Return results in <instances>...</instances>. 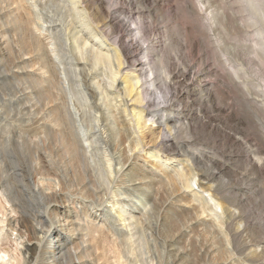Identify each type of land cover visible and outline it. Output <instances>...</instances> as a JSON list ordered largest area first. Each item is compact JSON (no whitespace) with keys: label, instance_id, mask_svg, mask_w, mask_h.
Here are the masks:
<instances>
[{"label":"rangeland","instance_id":"374dc122","mask_svg":"<svg viewBox=\"0 0 264 264\" xmlns=\"http://www.w3.org/2000/svg\"><path fill=\"white\" fill-rule=\"evenodd\" d=\"M77 1L79 14L69 0H0V264H264V0ZM74 32L122 57L115 88L95 95L92 110L112 129V150L119 127L124 162L113 188L121 193H107L103 166L92 180L73 167L65 196L46 205L26 194L36 155H69L62 68L78 101L77 68L102 87L118 68L92 60L76 68ZM136 77L139 96L130 98L124 87ZM52 168L45 188L58 187ZM91 185H103L101 198ZM116 204L124 214L135 206L137 222L114 225L106 213Z\"/></svg>","mask_w":264,"mask_h":264},{"label":"bare ground","instance_id":"6f19581e","mask_svg":"<svg viewBox=\"0 0 264 264\" xmlns=\"http://www.w3.org/2000/svg\"><path fill=\"white\" fill-rule=\"evenodd\" d=\"M69 1H71L72 2V4H73V10L72 11H75L76 13H82L81 12V10H78L77 9V7H76V4H79V2L77 1V0H69ZM70 2V3H71ZM36 3H37V1H36ZM34 6V5H33ZM74 12V13H75ZM34 15H36V14H34ZM82 16V15H81ZM36 18H37V20H41L42 18H41V16L39 15V14H37L36 16H35ZM85 18V17H84ZM83 18V19H84ZM82 19V18H81ZM34 23V22H33ZM35 25L33 26L36 30H38V29H40V28H42L43 30H47L46 28H45V26H42V27H39L38 26V22L35 20V23H34ZM86 28H88V29H90V34H92L93 33V28H92V26L90 25V22L89 21H87L86 22ZM41 31V30H40ZM75 31V30H74ZM36 32V31H35ZM74 33H76V32H74ZM78 35V32L76 33V34H73V36H72V39H73V41H74V43H76L77 44V50H78V52H79V55H80V57L79 58H77V59H75L77 62L76 63H73V65H75L76 66V68H77V66H79V64L81 63V61H83V60H86V61H89V60H92L95 64L97 63H100L101 61H108V62H112V64L111 65H113V63L114 62H116V64H117V66H118V68H117V70L116 69H112V75H111V77H110V79L108 78V81H107V86H105V87H102V85L100 84V82H96L95 84L96 85H94L93 83H89V78H91L90 77V73H88V74H82V71H81V68L79 67V68H77L76 70H75V73H76V79H74L75 80V82L78 84V86H79V88H80V90H81V94H82V97H83V100L82 101H78V99H76L75 97H74V95L73 94H75V93H73L74 92V90H73V81H72V79H70V77H68V76H70V75H68L67 76V74H68V70H67V68L64 66L63 68H62V73H63V75H64V81L62 80V83H61V86H62V88H61V90H62V93H63V91H64V94L65 95H67V96H65L67 99H66V101L64 100L63 102L62 101H59L58 103V105L59 106H61V108H62V106H64V109H65V115L63 114L62 115V125H64L65 127H66V131L64 132V133H62L60 136H61V144H63V148H64V152L65 153H67V154H69V155H62V158L61 159H58V160H54V162H53V160H52V162H47V161H42L43 159V157L42 158H40V156L39 155H36L35 156V158H34V162H35V165H36V168L34 169V170H32L33 172H32V180L33 181H30L31 183V186H29V188H31L30 189V192L29 193H27L26 195L30 198V199H32V198H37V199H40V200H42V201H44V203L47 205V203L49 202V201H53L54 199H58V198H61L62 196L64 197L65 195H62L63 193H65L66 191H68L69 190V187H70V184H69V182L70 181H68V179H69V177H70V170H73L74 168L73 167H75V171H76V169L77 170H79V171H81L82 172V174H84L85 175V177L86 178H88L89 180H92V179H94L93 177L95 176V175H93L92 173H94V172H92L93 170H96V168H99V167H104L105 168V170H104V172H105V174H106V176L105 177H107L106 178V183H107V186L105 187V188H108V190H110V192H108L107 191V189H105V192L107 191V193L109 194V193H111L112 191L115 193L114 195H119L120 193H121V189H114L113 188V185H114V183H115V173H116V169H118L117 167H120L121 168V166H122V164H123V162H122V157H121V152H122V150H123V148L122 147H124V146H120V145H118V144H121V143H119V140H121V138L119 139V137H118V135H119V130L117 129V128H119L118 126H117V128H116V121L114 120V121H112V126L114 127V128H116V129H114V130H116V132H118L117 134H115L114 136H115V148L112 150L109 146V144H110V141L108 142V140L110 139V129L111 128H108L107 127V125H102V124H100L101 122H102V118L101 117H98V116H96L95 115V113L93 114V112H92V110L94 111V109H95V107L96 106H98V104H96L94 101H93V99H94V96L95 95H103V94H105V93H108V90L110 89H112V88H115V86H116V83H117V75H119L118 73L120 72V69H121V66H122V61H121V55H120V53H118V51L115 49V51H113L114 52V54L112 55L111 53H110V51H109V48L107 47L106 49H105V44L106 43H103V41H101L100 40V38L99 37H96V39H99V42L97 41L96 42V45H94V44H90V42H89V39L87 38V37H85V38H83V40H81V37L80 36H77ZM71 45V44H70ZM51 46L52 47H50V51L51 52H56V50H57V46H56V44L55 43H52L51 44ZM68 46H69V44H68ZM73 46H75V44L73 45ZM71 47V48H74V47ZM138 50V49H137ZM136 51V50H135ZM138 52H140V51H138ZM136 54V53H135ZM138 54V53H137ZM114 61V62H113ZM141 62H142V60H140ZM116 64H115V66H116ZM86 65V64H85ZM62 66V65H61ZM114 66V65H113ZM114 66V67H115ZM116 68V67H115ZM60 70V69H59ZM90 72V71H89ZM62 73H61V75H62ZM141 74V73H140ZM74 76H75V74H74ZM141 76V75H140ZM126 77V76H125ZM139 77V76H138ZM136 79H137V77H136ZM128 80H129V78H128ZM127 80V81H128ZM103 81H104V79L102 80V83H103ZM135 81V84H133V82ZM134 81H130V83H126L125 84V93H127L128 94V96L131 98V97H133L134 95H136V94H138V96H139V93H138V85H139V79H137V80H134ZM60 84V83H59ZM96 86V87H95ZM57 88V87H56ZM59 92V91H58ZM61 93V94H62ZM107 95V94H106ZM105 95V96H106ZM109 95V94H108ZM57 97H58V95H56ZM104 96V95H103ZM137 96V95H136ZM137 96V97H138ZM64 97V98H65ZM80 97V96H79ZM60 98V97H59ZM62 98V97H61ZM63 98V99H64ZM56 100H57V98H56ZM59 100V99H58ZM134 100H136V98L134 99ZM137 100H139V98H137ZM98 101V100H97ZM100 101V100H99ZM101 101H102V98H101ZM130 101H132V100H130ZM136 102V101H135ZM106 105V104H105ZM99 106H100V104H99ZM102 107V106H101ZM60 108V109H61ZM63 109V110H64ZM96 109H97V107H96ZM42 112V111H41ZM40 112V113H41ZM61 112V111H60ZM88 114H90V116H91V118H92V121L90 120V117L88 118ZM137 114H139V113H137ZM60 116L58 115V118H59ZM137 117H138V121L137 122H139V120H140V117H139V115H137ZM52 119V118H51ZM90 120V121H89ZM57 124V123H56ZM139 124V123H138ZM58 125V124H57ZM49 126V125H48ZM64 128V127H63ZM47 130H49V129H47ZM112 130V129H111ZM121 130V129H120ZM46 132V131H45ZM113 132V131H112ZM133 132V131H132ZM114 133H115V131H114ZM113 134V133H112ZM126 134H128V135H126L127 137H128V140L130 141V143L132 142V140H135V139H133L132 137H131V132H129L128 133V131H127V133ZM125 136V137H126ZM58 137V136H57ZM124 137V136H123ZM42 138V137H41ZM47 139V138H46ZM54 139V138H53ZM60 139V138H59ZM59 139H58V141H59ZM40 141V140H39ZM42 141V140H41ZM57 141V142H58ZM122 141V140H121ZM120 141V142H121ZM112 142V141H111ZM126 142H128L127 140H126ZM126 142H124V143H126ZM134 142V141H133ZM137 142H139V141H137ZM44 143H45V141H44ZM109 143V144H108ZM135 143H136V141H135ZM40 144V143H39ZM139 144V143H138ZM104 145V146H103ZM113 145V144H112ZM124 145H126V144H124ZM43 146V145H42ZM120 146V147H119ZM40 147V146H39ZM54 148V147H53ZM126 148V147H125ZM42 149H44V147L42 148ZM127 150V149H126ZM48 151H50V149L48 150ZM47 151V152H48ZM51 151H52V149H51ZM43 152V151H42ZM63 152V151H62ZM63 152V153H64ZM78 152H81V153H85V154H87V155H81V154H78V155H75V153H78ZM49 153V152H48ZM51 153V152H50ZM73 154L74 153V155H70V154ZM97 153H100V154H102V155H97ZM121 154V155H120ZM45 155H46V151H45ZM50 156H53L52 154L50 155ZM49 156V157H50ZM48 157V158H49ZM61 157V156H60ZM130 157V156H129ZM48 158H47V160H48ZM59 158V157H58ZM42 159V160H41ZM1 160V159H0ZM51 161V160H50ZM27 163V162H26ZM46 163H47V165H46ZM32 164V163H31ZM54 164V169H55V173H54V176H52V177H54V179H56V181H57V183H56V181L54 180L53 181V183L55 182V184H57L58 185V187H56L55 185V187L56 188H45V186H44V184H43V182H41L42 181V179L44 180V178H45V176H50V170H52L53 168H52V165ZM3 165V164H2ZM2 165H0V166H2ZM124 165H125V163H124ZM9 166V165H8ZM32 166V165H31ZM72 166V167H71ZM28 168V167H27ZM52 168V169H51ZM73 168V169H72ZM70 169V170H69ZM101 171V170H100ZM100 171H98V172H100ZM92 172V173H91ZM97 172V173H98ZM119 172V171H118ZM30 173H31V171H30ZM73 175V178H74V174H75V172L74 171H72L71 172ZM77 174H78V171L76 172ZM96 173V172H95ZM94 173V174H95ZM12 174V173H11ZM76 174V175H77ZM100 174H101V172H100ZM105 174H103V176L105 175ZM97 176H98V174H96ZM97 176H96V178H97ZM115 176V177H114ZM31 177V176H30ZM77 178L79 177L80 178V176H76ZM92 177V178H91ZM78 178V179H79ZM101 178H103L102 177V174H101ZM70 179H71V177H70ZM76 179V178H75ZM87 179V180H88ZM105 179V178H104ZM31 180V179H30ZM50 180H52V179H49V181ZM77 180V179H76ZM88 180V181H89ZM75 181V180H74ZM79 181V180H78ZM96 181V180H95ZM94 181V182H95ZM81 182H83L84 183V180H81L79 183L77 182V184H80ZM87 182V181H86ZM91 182V181H90ZM97 182V181H96ZM96 182H95V184H96ZM99 182V181H98ZM103 182V181H102ZM51 183V182H50ZM52 184V183H51ZM76 184V183H75ZM89 184V183H88ZM91 184V183H90ZM98 184V183H97ZM97 184H96V186H97ZM101 184V183H100ZM53 185V184H52ZM72 185V184H71ZM92 185H93V183H92ZM91 185V188H92V192H91V194L92 195H94V196H96V198L98 197V196H100L99 195V193H100V191H101V189H102V186H100L101 187V189H100V187H95V186H92ZM99 185V184H98ZM105 185V184H104ZM83 186H85V185H83ZM118 188V187H117ZM133 188V187H132ZM68 189V190H67ZM90 189V188H89ZM99 189V190H98ZM133 189H135V188H133ZM66 190V191H65ZM70 190H71V188H70ZM84 190V189H83ZM112 190V191H111ZM136 190V189H135ZM104 191V190H103ZM104 192V193H105ZM112 192V193H113ZM33 194V195H32ZM101 194V193H100ZM68 195V194H67ZM105 194H103V196H104ZM90 196V195H89ZM93 196V197H94ZM124 197H122V199L123 200H126L127 198H129L130 197V192L129 193H126V194H124L123 195ZM106 197V196H105ZM99 198H101V196L100 197H98V199ZM131 198V197H130ZM95 199V198H94ZM105 199V198H104ZM102 201H103V199H102ZM122 203V202H121ZM70 205H71V203H70ZM117 205V207H118V210L116 209V208H114V209H116L117 211L115 212V213H110L108 210H107V215L108 214H111V215H109L110 217H111V219L114 221V225H116V223H118V222H122V221H124V222H126L125 220H134L135 221V223L137 222V219H135V217H134V214H133V212L134 211H136V207L135 206H132L131 208H130V210H128L127 211V213L126 214H128L129 213V215L130 216H127L126 217V214H124L125 213V211H124V213H123V207H124V205L123 204H120V205H118V204H116ZM126 205H127V203H126ZM115 206V204L112 206V207H114ZM125 208V207H124ZM113 209V208H112ZM49 211V210H48ZM49 215L51 216V217H58L59 215H58V211L57 212H55V211H53V212H49ZM24 217V216H23ZM50 218V217H49ZM52 219H54V220H56V218H52ZM23 220V219H22ZM29 220V219H28ZM35 220L41 225V227H43V226H45V222H46V220L44 221V219H40V217L39 216H37V215H35ZM24 222L25 221H27V219H25L24 218V220H23ZM22 221V222H23ZM31 221V220H30ZM53 221V220H52ZM104 221V220H103ZM28 222V221H27ZM26 222V223H27ZM69 222H70V220H68V219H66V218H64V217H61V218H59V222H57V223H59V225H64L65 227H66V225L68 224V225H70L69 224ZM105 222V221H104ZM0 223H1V219H0ZM128 223V222H127ZM130 223H131V226L132 225H134L133 223L134 222H132V221H130ZM72 224V223H71ZM124 224V223H123ZM24 225V224H23ZM26 225H30V224H26ZM25 225V226H26ZM103 225V224H102ZM105 225V224H104ZM129 225V223L128 224H124V226H128ZM32 226H34V225H32ZM130 226V227H131ZM102 227V226H101ZM104 227V226H103ZM32 229V233L34 234V235H36L37 233H39L40 232V229L38 230L37 228H36V226L35 227H31ZM63 228V227H62ZM67 228V227H66ZM112 229V228H111ZM114 229H115V227H114ZM113 229V230H114ZM135 229V228H134ZM131 230V229H130ZM44 231V230H43ZM117 232H119V233H123L124 231L123 230H116ZM129 231V230H128ZM41 232H42V230H41ZM140 232V231H139ZM44 233V232H43ZM125 233H127L128 234V232H125ZM42 234V233H41ZM126 234V236H128ZM130 234H131V232H130ZM45 235V234H44ZM132 235V234H131ZM37 236V235H36ZM36 236H35V238H36ZM57 235H55V237H56ZM47 236H42L40 239H39V242L40 243H45V242H47L49 239H47L46 238ZM56 238H58V237H56ZM127 239V238H126ZM38 240V239H37ZM86 240V239H85ZM55 241H59L58 239H56ZM129 241V240H128ZM48 244H50V245H53V241L52 240H50L49 242H48ZM43 245V244H42ZM38 247V246H37ZM36 246L33 248V249H36L37 248ZM52 247H54V246H52ZM81 247V246H80ZM74 248V247H73ZM47 252V251H46ZM47 253H50L49 255H50V258H54L55 257V255H54V250H52V251H48ZM72 255V254H71ZM5 256V255H4ZM5 259H6V257H4ZM56 258V257H55ZM70 258V257H69ZM73 259V258H72ZM4 260V259H3ZM56 260V259H55ZM6 261V260H5ZM54 261V260H53Z\"/></svg>","mask_w":264,"mask_h":264}]
</instances>
